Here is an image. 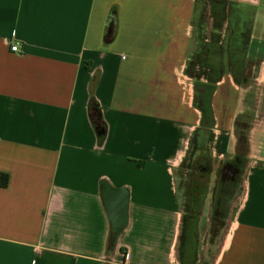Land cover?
Wrapping results in <instances>:
<instances>
[{
	"label": "crops",
	"instance_id": "0c3cea01",
	"mask_svg": "<svg viewBox=\"0 0 264 264\" xmlns=\"http://www.w3.org/2000/svg\"><path fill=\"white\" fill-rule=\"evenodd\" d=\"M206 6L0 0V264H264V0H227L216 44ZM205 66L214 83L189 72ZM206 85L209 178L188 212ZM238 170L220 214L216 181Z\"/></svg>",
	"mask_w": 264,
	"mask_h": 264
},
{
	"label": "trees",
	"instance_id": "16d2710c",
	"mask_svg": "<svg viewBox=\"0 0 264 264\" xmlns=\"http://www.w3.org/2000/svg\"><path fill=\"white\" fill-rule=\"evenodd\" d=\"M206 3H207L206 8H208L207 10L209 16L213 20L212 29L209 33V36L206 35V37L209 38L211 42L216 44L221 39V31H222L223 23L227 17V0H206ZM206 48L207 47H203L204 50L209 49ZM195 61L198 62L199 65L201 66L202 64L206 63L207 57L203 58L201 55H198L196 56ZM205 67L208 68L209 70H200L197 73H195V75L191 71L189 72L193 76H200L201 74H203L207 78L209 83H214L216 80L219 79V77L221 76V72L217 71V67H212V66L210 67L205 66ZM208 87L210 88L209 85H206L204 86V88H202V90L198 89L196 91L197 92L196 104L199 106V108L203 113V124L202 127L197 128L194 131L190 139V150L188 155H190L191 151H193L194 154L204 145L205 146L208 145L209 148V144L213 140V133L209 128L210 127L209 120L212 119V113L208 101V91H209L207 90ZM92 109L97 110V106L95 103L92 104ZM92 120L96 130L98 144H102L106 134V126L100 120L99 116H97V112L96 113L94 112V114H92ZM188 155L186 156L185 160L189 158ZM188 167L190 166L188 165ZM240 174H241V170H238L233 179L223 180L219 182V187L222 189V191L221 190L218 191L217 194H215V197H216L217 206L223 213L226 212V210L228 209V198L226 197L231 196L235 192L236 185L240 179ZM7 184H8V175L0 172V186L5 187L7 186Z\"/></svg>",
	"mask_w": 264,
	"mask_h": 264
},
{
	"label": "rangeland",
	"instance_id": "374dc122",
	"mask_svg": "<svg viewBox=\"0 0 264 264\" xmlns=\"http://www.w3.org/2000/svg\"><path fill=\"white\" fill-rule=\"evenodd\" d=\"M206 17L208 21L212 19L209 16L208 10L206 11ZM212 24H213V20H212L210 27H208L209 29L207 30L208 34L210 33L212 29ZM199 151H200L199 157L194 158V160H191V159L196 154L195 153L193 154V151H191L190 155H188L189 158L184 161V164L178 171V188L182 196L183 208L185 211H188V212L198 210L199 205L202 200V197L199 196V194H204L206 192L207 184L205 183H206V180H208L209 178L208 168L210 166V162L208 160V145L202 146L199 149ZM188 165L190 167H188ZM195 179H198L199 182H196ZM242 179H243V172L241 170L240 179L236 185L237 193H240L239 190L241 187H239V184L241 183ZM220 181H223V180L218 179L216 181V185L214 188V195L217 194L218 191L220 190L222 191V189L219 187ZM226 198H228V196ZM216 205H217V202H216ZM218 213L221 214L223 212L218 209Z\"/></svg>",
	"mask_w": 264,
	"mask_h": 264
},
{
	"label": "built area",
	"instance_id": "2783aa9c",
	"mask_svg": "<svg viewBox=\"0 0 264 264\" xmlns=\"http://www.w3.org/2000/svg\"><path fill=\"white\" fill-rule=\"evenodd\" d=\"M11 51H18V45L15 41L10 42Z\"/></svg>",
	"mask_w": 264,
	"mask_h": 264
}]
</instances>
